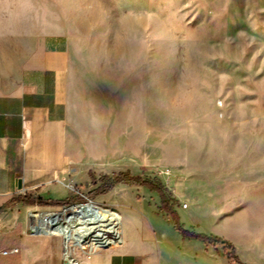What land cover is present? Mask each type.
<instances>
[{
  "label": "rangeland",
  "instance_id": "obj_1",
  "mask_svg": "<svg viewBox=\"0 0 264 264\" xmlns=\"http://www.w3.org/2000/svg\"><path fill=\"white\" fill-rule=\"evenodd\" d=\"M34 1L36 17L45 11L52 30L74 34L86 90L92 81L104 86L78 96L69 121L81 183H70L63 203L29 207L27 231L42 232L38 218L47 213L88 202L121 215L122 225L111 226L123 237L140 234L147 218L168 219L158 192L100 180L129 171L165 186L184 228L226 238L237 254L264 262V0ZM118 76L130 86H107ZM167 224L175 251L187 253L195 240L241 264L224 246ZM10 234L1 249L18 246L20 235ZM74 234L60 237L76 260L122 241L107 236L83 249ZM17 254L0 264L19 263ZM189 260L219 264L200 254Z\"/></svg>",
  "mask_w": 264,
  "mask_h": 264
},
{
  "label": "crops",
  "instance_id": "obj_2",
  "mask_svg": "<svg viewBox=\"0 0 264 264\" xmlns=\"http://www.w3.org/2000/svg\"><path fill=\"white\" fill-rule=\"evenodd\" d=\"M74 37L65 30H52L49 13L36 17L34 0H0V249L5 234L18 233L15 264L65 261L61 234L41 229L29 233L25 222L29 207L63 203L72 194L70 183L82 181L71 164L76 156L68 149L69 121L75 116L78 96L98 93L95 89L104 84L92 81L93 90H86ZM111 84L115 89L130 86L123 76L107 86ZM167 223L164 217L147 218L140 234L125 233L119 244L89 252L77 264H177L194 254L227 263L223 251L195 240L189 241L193 254L191 249L185 253L170 248ZM238 257L241 264H264L240 252Z\"/></svg>",
  "mask_w": 264,
  "mask_h": 264
},
{
  "label": "bare ground",
  "instance_id": "obj_3",
  "mask_svg": "<svg viewBox=\"0 0 264 264\" xmlns=\"http://www.w3.org/2000/svg\"><path fill=\"white\" fill-rule=\"evenodd\" d=\"M99 209L93 203L88 202L47 213L41 218L40 229L43 232L61 234L67 238L75 233L73 239L83 249L88 242L94 247L101 238L107 236L112 237L114 241L123 239V230L120 226L122 225L121 215L101 212ZM116 220H119L120 225L111 226ZM81 223L83 228L76 227ZM64 256H70V250L65 245Z\"/></svg>",
  "mask_w": 264,
  "mask_h": 264
},
{
  "label": "trees",
  "instance_id": "obj_4",
  "mask_svg": "<svg viewBox=\"0 0 264 264\" xmlns=\"http://www.w3.org/2000/svg\"><path fill=\"white\" fill-rule=\"evenodd\" d=\"M91 178H92V182L93 183H97V178L93 173H90ZM102 181H104V184L108 185V188H112L115 185L119 184V183H127L130 185H145L146 187H148L150 190L152 191H156L159 193L160 198H161V205H160V210L161 212L166 213L169 218V222L173 224V226L183 235L185 236H190V237H194L197 239H201L204 242H208L214 245H222L224 246L225 249H229L230 250V255L229 258H235L236 260L239 259L238 254H237V248L235 246V244L233 242H231L230 240L220 237V236H214V235H207L204 233H197V232H193L190 231L186 228H184L182 222L180 221V216L179 213L174 205L175 200H172L165 189V186L162 183H156L153 182L151 180L148 179H144L141 176H134L132 175L129 171L126 172H119V173H115L112 177L109 175H104L101 177ZM27 203H32L30 200H25ZM233 258V259H234Z\"/></svg>",
  "mask_w": 264,
  "mask_h": 264
},
{
  "label": "built area",
  "instance_id": "obj_5",
  "mask_svg": "<svg viewBox=\"0 0 264 264\" xmlns=\"http://www.w3.org/2000/svg\"><path fill=\"white\" fill-rule=\"evenodd\" d=\"M19 251H20V248L18 246L0 249V257L13 254V253H19ZM64 264H77V260L74 257L65 256Z\"/></svg>",
  "mask_w": 264,
  "mask_h": 264
}]
</instances>
